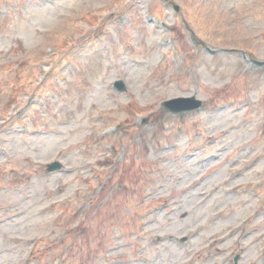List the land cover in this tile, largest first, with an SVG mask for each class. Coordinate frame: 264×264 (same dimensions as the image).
<instances>
[{"label": "rangeland", "instance_id": "1", "mask_svg": "<svg viewBox=\"0 0 264 264\" xmlns=\"http://www.w3.org/2000/svg\"><path fill=\"white\" fill-rule=\"evenodd\" d=\"M253 59L264 0H0V264H264Z\"/></svg>", "mask_w": 264, "mask_h": 264}, {"label": "water", "instance_id": "2", "mask_svg": "<svg viewBox=\"0 0 264 264\" xmlns=\"http://www.w3.org/2000/svg\"><path fill=\"white\" fill-rule=\"evenodd\" d=\"M177 9V7H176ZM255 63L257 64H264V62H259L256 61ZM118 84H116V86H120V90L123 89V85L121 82H117ZM168 109L170 110H174V111H178L181 109H193L196 108L200 105V101L194 99L193 97L190 98H176V99H172L170 100V102H166L164 104ZM60 164L58 162L55 163H51L49 165V170H55V169H59ZM237 258H235L236 261Z\"/></svg>", "mask_w": 264, "mask_h": 264}]
</instances>
